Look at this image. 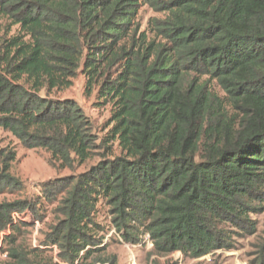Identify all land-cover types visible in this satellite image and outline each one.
Masks as SVG:
<instances>
[{
	"label": "trees",
	"instance_id": "obj_1",
	"mask_svg": "<svg viewBox=\"0 0 264 264\" xmlns=\"http://www.w3.org/2000/svg\"><path fill=\"white\" fill-rule=\"evenodd\" d=\"M143 6L157 15L145 30ZM78 75L109 110L100 138L55 96ZM0 130L73 173L0 204V264H119L101 206L157 258L230 251L264 211V0H0ZM15 161L0 150V195L22 189ZM44 203L53 222L32 246Z\"/></svg>",
	"mask_w": 264,
	"mask_h": 264
},
{
	"label": "rangeland",
	"instance_id": "obj_2",
	"mask_svg": "<svg viewBox=\"0 0 264 264\" xmlns=\"http://www.w3.org/2000/svg\"><path fill=\"white\" fill-rule=\"evenodd\" d=\"M157 17L148 7L143 6L139 13L141 30L147 27V21ZM15 31V29H13ZM59 99H71L75 101L83 110L86 117L90 120L94 134L100 138L109 120L108 108H97L94 105V99L84 96V79L78 75L73 86L61 93H56ZM0 150H13L16 153V161L12 165L10 173L21 184L22 189L16 194L5 193L0 195V204L3 202H12L13 200L27 199L35 200L42 194V187L52 180L73 174L69 170H58L50 166L48 154L42 150H28L19 144L11 135L0 130ZM98 158L89 161L85 166L78 168L74 173L83 172V169L95 164ZM40 214L41 221L34 222L33 216L29 212L22 213V219L34 222L27 232V240L32 246H37L42 239L41 233L47 231V227L53 222L54 205L47 203L36 207ZM251 219L256 223V233L253 235H244L235 237L234 247L230 251H217L213 255L199 260H187L180 253H174L163 258H157L152 255V245L145 237L136 245L123 243L115 231L110 228V221L106 213V208L98 207L96 220L107 230L104 244L108 245V252L118 258L119 264H151L155 261L157 264H261V247L264 245V211L259 215H253ZM13 220L17 221V216L13 215ZM4 244L2 243V246ZM5 258H0V262Z\"/></svg>",
	"mask_w": 264,
	"mask_h": 264
},
{
	"label": "clouds",
	"instance_id": "obj_3",
	"mask_svg": "<svg viewBox=\"0 0 264 264\" xmlns=\"http://www.w3.org/2000/svg\"><path fill=\"white\" fill-rule=\"evenodd\" d=\"M0 236H1V246H0V248L2 247V234H0ZM0 254L1 255H5V258H6V253H3V252H1V250H0ZM0 258H2V257H0Z\"/></svg>",
	"mask_w": 264,
	"mask_h": 264
},
{
	"label": "built area",
	"instance_id": "obj_4",
	"mask_svg": "<svg viewBox=\"0 0 264 264\" xmlns=\"http://www.w3.org/2000/svg\"><path fill=\"white\" fill-rule=\"evenodd\" d=\"M0 246H1V236H0ZM0 257L5 258V255L0 254Z\"/></svg>",
	"mask_w": 264,
	"mask_h": 264
}]
</instances>
